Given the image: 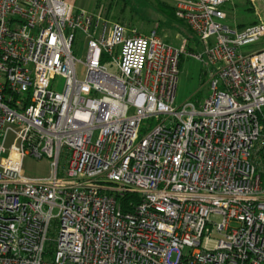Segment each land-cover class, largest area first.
Returning <instances> with one entry per match:
<instances>
[{
  "label": "built area",
  "instance_id": "2783aa9c",
  "mask_svg": "<svg viewBox=\"0 0 264 264\" xmlns=\"http://www.w3.org/2000/svg\"><path fill=\"white\" fill-rule=\"evenodd\" d=\"M234 1L179 0L187 53L69 0H0V264H264V50H242L264 24L226 25ZM184 55L200 106L176 107Z\"/></svg>",
  "mask_w": 264,
  "mask_h": 264
},
{
  "label": "rangeland",
  "instance_id": "374dc122",
  "mask_svg": "<svg viewBox=\"0 0 264 264\" xmlns=\"http://www.w3.org/2000/svg\"><path fill=\"white\" fill-rule=\"evenodd\" d=\"M160 1L170 7L178 6L179 2V0ZM242 1L244 2V0H235L225 6V24L233 29H238L241 25L251 26L254 23L264 24V0H257L256 2L250 1L251 6L247 5L249 8L253 7L251 9L252 12H244ZM69 3L92 13H101L103 16L110 7L112 9V15L109 20H112V16L121 14L125 22L124 25L129 28H135L144 35L157 29L163 40L169 45L180 47L187 40V46L190 45L193 50H187V53H201L203 51L197 42L195 44L193 43L196 41V38L186 26L169 20L157 10L155 0H69ZM130 22L132 24H129ZM242 50L244 53L264 50V38L253 45L244 47ZM74 51L78 58L81 59L83 57V46L75 47ZM57 83L58 86L55 89L57 92H61L63 80L58 78ZM210 92V77L206 66L184 55L180 67L176 107H181L191 102L196 106H200L210 95ZM23 169L25 176L29 178L42 179L48 178L51 175L50 161L46 159L37 162L31 158H27L24 161ZM219 221L220 219L217 220V223Z\"/></svg>",
  "mask_w": 264,
  "mask_h": 264
},
{
  "label": "trees",
  "instance_id": "16d2710c",
  "mask_svg": "<svg viewBox=\"0 0 264 264\" xmlns=\"http://www.w3.org/2000/svg\"><path fill=\"white\" fill-rule=\"evenodd\" d=\"M250 3H251L250 1L244 0V2H243L244 12H252L251 9L253 7L252 8H249V6H248V5L251 6ZM155 6H156L157 10L161 14H163L164 16H166L169 20H171L173 22H176L178 24H181L183 26H186L188 28V26L184 22H182L181 20H179L178 17L176 16V6H172V7L167 6L165 3H163L160 0H155ZM111 13H112V9L109 7L106 10V12H105L104 17L107 18V19H110L111 18V15H112ZM112 20H114L115 22L121 23V24H124L125 23L124 20L122 19V15L121 14L112 16ZM129 24H132V22H130ZM254 24H257V23H254ZM254 24H252V25H254ZM246 27H249V26L241 25V26H239L238 30H242V29H244ZM196 42L197 41H195L193 43L195 44ZM187 50H190V51L192 50V48L190 47V45L187 46ZM182 61H183V57L181 58V63H182ZM121 202H122V206H123L124 211L125 212H130L131 211L130 204H138L140 202V198L138 196H136V195L127 194V195L123 196V198L121 199Z\"/></svg>",
  "mask_w": 264,
  "mask_h": 264
}]
</instances>
